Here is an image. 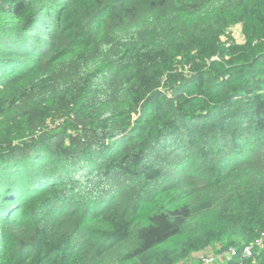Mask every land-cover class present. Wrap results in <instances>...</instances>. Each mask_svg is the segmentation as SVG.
Listing matches in <instances>:
<instances>
[{"label": "trees", "instance_id": "1", "mask_svg": "<svg viewBox=\"0 0 264 264\" xmlns=\"http://www.w3.org/2000/svg\"><path fill=\"white\" fill-rule=\"evenodd\" d=\"M260 238L264 0H0V264H264Z\"/></svg>", "mask_w": 264, "mask_h": 264}, {"label": "built area", "instance_id": "2", "mask_svg": "<svg viewBox=\"0 0 264 264\" xmlns=\"http://www.w3.org/2000/svg\"><path fill=\"white\" fill-rule=\"evenodd\" d=\"M264 244V238H260L259 240H257V242L253 245V244H249V245H246L245 248H244V253L245 255L247 256H251L253 254V249L254 247L256 246H262ZM236 252H237V249L235 247H231L229 250H227L226 252L224 253H221V254H218L219 256H229V257H232L234 255H236ZM208 255H211V257H215V255L213 254H208ZM200 259V263L199 264H212L210 263V261L205 258H199Z\"/></svg>", "mask_w": 264, "mask_h": 264}, {"label": "rangeland", "instance_id": "3", "mask_svg": "<svg viewBox=\"0 0 264 264\" xmlns=\"http://www.w3.org/2000/svg\"><path fill=\"white\" fill-rule=\"evenodd\" d=\"M231 31L233 32V37L238 40V41H242L243 40V35L241 32V28L239 26H234ZM208 254H213L215 255V257H211V255ZM205 258L210 261V263L212 264H217L218 262H224L226 259V256H219L218 254H216L212 249L202 252L199 254V258Z\"/></svg>", "mask_w": 264, "mask_h": 264}]
</instances>
